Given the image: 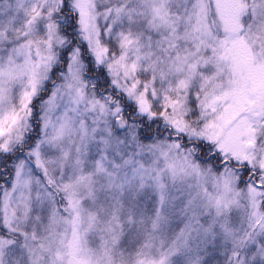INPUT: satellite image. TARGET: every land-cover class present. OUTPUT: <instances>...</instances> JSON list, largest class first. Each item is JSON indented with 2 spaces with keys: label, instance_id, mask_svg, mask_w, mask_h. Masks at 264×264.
I'll list each match as a JSON object with an SVG mask.
<instances>
[{
  "label": "snow or ice",
  "instance_id": "1",
  "mask_svg": "<svg viewBox=\"0 0 264 264\" xmlns=\"http://www.w3.org/2000/svg\"><path fill=\"white\" fill-rule=\"evenodd\" d=\"M0 264H264V0H0Z\"/></svg>",
  "mask_w": 264,
  "mask_h": 264
}]
</instances>
